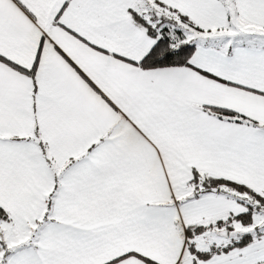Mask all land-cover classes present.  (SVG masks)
Listing matches in <instances>:
<instances>
[{
  "label": "crops",
  "instance_id": "0c3cea01",
  "mask_svg": "<svg viewBox=\"0 0 264 264\" xmlns=\"http://www.w3.org/2000/svg\"><path fill=\"white\" fill-rule=\"evenodd\" d=\"M140 1L264 41V0H0V57L34 68L0 58L1 220L17 237L0 264H264V235L199 247L247 209L194 196L206 176L264 198V42H190L188 65L144 69L165 35L133 20Z\"/></svg>",
  "mask_w": 264,
  "mask_h": 264
},
{
  "label": "rangeland",
  "instance_id": "374dc122",
  "mask_svg": "<svg viewBox=\"0 0 264 264\" xmlns=\"http://www.w3.org/2000/svg\"><path fill=\"white\" fill-rule=\"evenodd\" d=\"M132 8L135 11H137L139 15L145 18L148 21V23L155 28V31H157V34L159 36L166 35L176 43L184 42L185 40H187V42L189 41L197 44H212V45L222 46L223 45V41L221 40L222 37H229V40L231 41L232 44L234 43L262 44L264 42L263 40L259 41L258 38L253 37V36H258L256 34L259 33V31L261 30L260 27L256 25H252L248 22H245L237 18L235 19L234 24L230 25L228 29L222 30L220 32H214L215 33L214 36H210L208 33H199L198 31L193 29L185 30L187 26L182 24L177 17L170 18L168 15H164V14H162V16L160 17L158 15V12L161 11L158 10L157 12L156 11L152 12L144 1H140L137 5L132 6ZM190 188H192V185ZM196 194L198 193L196 192ZM213 194H217L218 196L227 199H231V198L234 199L232 195L237 196L240 200L241 197L248 199L249 203H247V205H252L251 207L252 211L255 210L253 206L260 205L259 202L263 201L261 203L262 208L260 209V211L258 210L252 212L249 216V221L247 223H242V221H238L233 224L232 228H235V230L239 234L238 237L240 238V240H242V238L244 237L248 240L250 238H252L253 240L256 237H262L264 235V225H263L264 198L263 197L260 196L261 199L259 200L253 199V197L248 196L246 191L240 194L235 190L233 191L225 187H221L219 192L213 193L209 191L203 193V195L198 194L197 197L205 198ZM215 225L216 224H212L206 226V228L211 226L214 227ZM194 227L195 228L193 229V231H196L199 234L203 232V230L205 229V226H194ZM223 229H224L222 231L223 233H218L216 230H213L208 233H205L208 235L207 238L201 236L198 237L195 241L198 243L199 247H203L204 244L206 243L216 244L219 246H222L224 242L229 244L231 243V238L229 239L226 238L225 236L226 232L229 233L230 237L236 235L237 233H234L233 231H229L230 230L229 227H224ZM8 231H9L8 226L3 222V220H0V250L3 249V251L0 253L1 261L5 256L6 246H10L12 244V242L10 241L15 240L17 238L14 235L9 234ZM187 238L189 237H187L184 234V239H186V244L187 243L192 244L194 242ZM235 241H238V239H236ZM228 244H225L223 246L226 247Z\"/></svg>",
  "mask_w": 264,
  "mask_h": 264
},
{
  "label": "trees",
  "instance_id": "16d2710c",
  "mask_svg": "<svg viewBox=\"0 0 264 264\" xmlns=\"http://www.w3.org/2000/svg\"><path fill=\"white\" fill-rule=\"evenodd\" d=\"M132 16H133V20L137 22L141 27L145 28L146 31L150 33V35H154L155 28L151 24H149L145 18H143L141 15L136 14V13L135 14L132 13ZM189 25H191L196 30L198 29L190 23ZM195 48H196L195 44H192L190 42L176 43L175 41H172L168 36L165 35L164 37H161L155 41L154 45L148 51V53L138 62V65L144 69L164 68V67H173V66H186L189 63L190 56L192 55ZM1 59L5 61L6 63H8L9 65L13 66L14 68H18L20 71L27 72L30 75L34 71L33 67L30 70H25V69L18 67L17 65L11 64L10 62H8L7 60L3 58ZM213 110H215L220 117H228V119L236 121V122H239L245 119V117H243L242 115H239L227 109L215 108ZM196 176L199 177L198 173H196ZM195 180H196V185H197L195 190L198 194H203L209 191L219 192L221 187L227 188L226 186H228V187H232L233 190L237 191L240 194L246 191L248 192V196L253 197V199H257V200L261 199V197L258 194L252 192L250 189L240 186V185H235L230 181H226L223 179H215L213 177H206V176H201L199 178H196ZM198 184L200 187L198 186ZM198 194L195 193L194 196L197 197ZM236 201L241 202L247 209V212L245 215L235 218L237 219L236 220L237 222L242 221V223H247L249 221V216L252 212L258 211V210L260 211V209L262 208L261 203L263 202V201L262 202L260 201L259 202L260 205L253 206L255 210L252 211L251 209L252 205H247V203H249L248 199L241 198L240 200L237 197ZM3 212L4 210L0 208V220L2 219V216L4 215V214L2 215ZM3 218L5 219L6 216H3ZM229 226H230L229 231H232L233 223ZM247 241L248 239L244 237L242 238V240L239 239L233 244L240 245Z\"/></svg>",
  "mask_w": 264,
  "mask_h": 264
},
{
  "label": "built area",
  "instance_id": "2783aa9c",
  "mask_svg": "<svg viewBox=\"0 0 264 264\" xmlns=\"http://www.w3.org/2000/svg\"><path fill=\"white\" fill-rule=\"evenodd\" d=\"M214 254H216V252H214Z\"/></svg>",
  "mask_w": 264,
  "mask_h": 264
},
{
  "label": "water",
  "instance_id": "95a60500",
  "mask_svg": "<svg viewBox=\"0 0 264 264\" xmlns=\"http://www.w3.org/2000/svg\"><path fill=\"white\" fill-rule=\"evenodd\" d=\"M264 225V224H263Z\"/></svg>",
  "mask_w": 264,
  "mask_h": 264
}]
</instances>
